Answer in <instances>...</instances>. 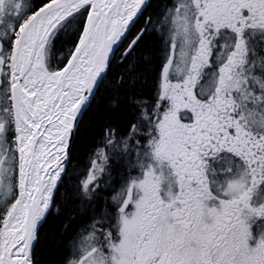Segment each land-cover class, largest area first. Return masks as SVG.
Listing matches in <instances>:
<instances>
[{
  "label": "snow or ice",
  "instance_id": "1",
  "mask_svg": "<svg viewBox=\"0 0 264 264\" xmlns=\"http://www.w3.org/2000/svg\"><path fill=\"white\" fill-rule=\"evenodd\" d=\"M0 264H264V0H0Z\"/></svg>",
  "mask_w": 264,
  "mask_h": 264
}]
</instances>
